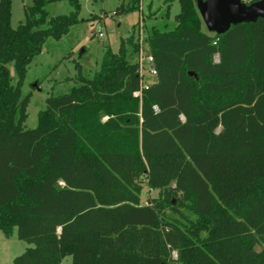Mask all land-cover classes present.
I'll return each mask as SVG.
<instances>
[{
  "label": "trees",
  "instance_id": "1",
  "mask_svg": "<svg viewBox=\"0 0 264 264\" xmlns=\"http://www.w3.org/2000/svg\"><path fill=\"white\" fill-rule=\"evenodd\" d=\"M12 1L0 0V230L31 246L13 264H264V18L207 33L197 0H167L181 11L149 33L158 80L142 100L131 37L92 78L76 65L81 84L26 129L29 66L83 20L80 0H33L13 28ZM60 1L73 10L50 17ZM143 179L159 191L147 205Z\"/></svg>",
  "mask_w": 264,
  "mask_h": 264
},
{
  "label": "rangeland",
  "instance_id": "2",
  "mask_svg": "<svg viewBox=\"0 0 264 264\" xmlns=\"http://www.w3.org/2000/svg\"><path fill=\"white\" fill-rule=\"evenodd\" d=\"M132 0H80V24L72 27L71 31L60 40L50 39L28 68L22 87V97L31 94L27 107L26 129H34L38 124V114L46 109V101L51 96L68 93L73 87L79 86V72L76 65H81L82 75L92 78L100 70L104 54L108 48L118 52L122 41L131 37L144 42L148 52L147 39L153 27L162 31L173 30L177 26L176 16L180 13L179 1L171 4L167 0H141L139 9L125 14H115L122 5L127 7ZM33 0H13L11 6V25L13 28L25 22V7L31 6ZM50 17L69 14L73 8L67 1L52 2L47 6ZM169 9V16L167 12ZM204 31L208 33L204 25ZM103 33V37H99ZM140 45L133 54L128 51V57L136 62ZM13 84L18 81L14 65H9ZM108 120L104 117L103 121ZM140 204L147 205L153 198L159 197V191L148 187L147 181L142 180ZM29 247L25 241L19 240L17 230L11 237H6L0 230V264H13L16 257L22 255ZM170 264H180L176 261ZM62 264H73L68 256Z\"/></svg>",
  "mask_w": 264,
  "mask_h": 264
},
{
  "label": "water",
  "instance_id": "3",
  "mask_svg": "<svg viewBox=\"0 0 264 264\" xmlns=\"http://www.w3.org/2000/svg\"><path fill=\"white\" fill-rule=\"evenodd\" d=\"M197 7L208 32L215 34H224L234 25L264 18V0L252 4L243 0H197Z\"/></svg>",
  "mask_w": 264,
  "mask_h": 264
},
{
  "label": "built area",
  "instance_id": "4",
  "mask_svg": "<svg viewBox=\"0 0 264 264\" xmlns=\"http://www.w3.org/2000/svg\"><path fill=\"white\" fill-rule=\"evenodd\" d=\"M99 37H103V33H99ZM136 63L139 64V72L141 76L140 88L134 93V96L142 100L143 94L149 90L151 86L157 83L158 72L156 69L155 58L144 48V42L140 41V49ZM156 112L159 111L157 106H154Z\"/></svg>",
  "mask_w": 264,
  "mask_h": 264
}]
</instances>
